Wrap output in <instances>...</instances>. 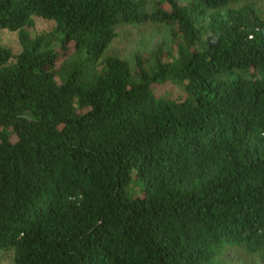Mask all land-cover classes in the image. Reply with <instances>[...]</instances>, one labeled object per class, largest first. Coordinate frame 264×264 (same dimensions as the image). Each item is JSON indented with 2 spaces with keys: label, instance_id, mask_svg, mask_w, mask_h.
I'll return each instance as SVG.
<instances>
[{
  "label": "trees",
  "instance_id": "1",
  "mask_svg": "<svg viewBox=\"0 0 264 264\" xmlns=\"http://www.w3.org/2000/svg\"><path fill=\"white\" fill-rule=\"evenodd\" d=\"M37 18L56 26L32 34ZM150 21L169 27V50L135 66L105 57L117 26ZM2 30L22 50L0 42V259L223 264L233 248L264 251V8L0 0Z\"/></svg>",
  "mask_w": 264,
  "mask_h": 264
},
{
  "label": "rangeland",
  "instance_id": "2",
  "mask_svg": "<svg viewBox=\"0 0 264 264\" xmlns=\"http://www.w3.org/2000/svg\"><path fill=\"white\" fill-rule=\"evenodd\" d=\"M148 11L155 9L156 0H143ZM253 3L260 10L264 8V0H244V3ZM56 26L54 20L37 18L36 25L28 29L32 34L51 31ZM116 37L107 48L105 57L118 56L128 60L135 66V57L138 52H151L157 48L169 50L171 48V35L169 27L160 22H147L144 24H122L116 28ZM0 42L9 47L15 55L22 50L19 32L0 31ZM173 86V84H171ZM173 91L171 86L164 90ZM163 92H166L164 91ZM0 264H13L10 257H2ZM223 264H264L263 252H247L244 248L230 249L224 257Z\"/></svg>",
  "mask_w": 264,
  "mask_h": 264
}]
</instances>
